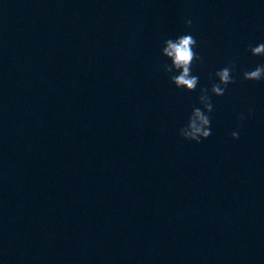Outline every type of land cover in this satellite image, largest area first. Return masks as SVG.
<instances>
[{
  "label": "clouds",
  "instance_id": "1",
  "mask_svg": "<svg viewBox=\"0 0 264 264\" xmlns=\"http://www.w3.org/2000/svg\"><path fill=\"white\" fill-rule=\"evenodd\" d=\"M185 26L192 28V20L186 19ZM197 46L196 39L189 33L183 34L175 39H167L161 50V55L167 58L170 63L163 65V71L171 74L170 80L177 88H183L187 91H195L199 82V77L192 74L191 66L194 61L203 62V58L194 50ZM247 51L253 56H264V43L253 46L248 45ZM235 64L215 72L218 82L211 86V94L214 96H223L229 84L235 83L232 73L235 71ZM243 79L247 81L264 80V64L257 65L254 70H245ZM199 104L202 107H193L185 126L179 129V135L185 140L200 143L211 135V119L209 113L213 111V104L207 88H201L198 97ZM251 114V110H249ZM245 116L241 114L239 120L243 121ZM233 139H239V133H231Z\"/></svg>",
  "mask_w": 264,
  "mask_h": 264
}]
</instances>
